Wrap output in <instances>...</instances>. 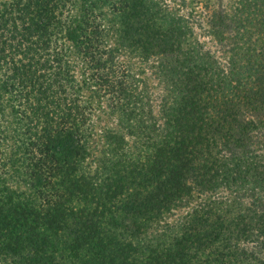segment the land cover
<instances>
[{
	"label": "trees",
	"instance_id": "16d2710c",
	"mask_svg": "<svg viewBox=\"0 0 264 264\" xmlns=\"http://www.w3.org/2000/svg\"><path fill=\"white\" fill-rule=\"evenodd\" d=\"M238 2L212 13L235 38L209 75L145 0H0V264H213L239 238L264 251V0ZM127 45L163 68L158 113L135 119L137 153L95 157L81 128L96 106L151 110L146 77L117 56ZM221 187L249 206L193 208L165 246L135 244Z\"/></svg>",
	"mask_w": 264,
	"mask_h": 264
},
{
	"label": "rangeland",
	"instance_id": "374dc122",
	"mask_svg": "<svg viewBox=\"0 0 264 264\" xmlns=\"http://www.w3.org/2000/svg\"><path fill=\"white\" fill-rule=\"evenodd\" d=\"M145 2L150 7L158 8L160 12L156 13L158 16L168 19L181 29L179 43H182V47L187 50L188 55L205 61L206 65L209 66V75H212L217 68L226 64L227 55L229 54L228 49L235 37L233 38L230 31L222 32L221 27L213 26L216 17H213L212 13H217L216 11L219 13L225 12L229 16L239 6L238 0H145ZM117 56L131 67V74L135 75V79L146 77L151 110L147 109L148 105H142V110L134 109L130 112H120L119 109L108 106L100 108L96 106L94 111L92 110L94 116H91L81 128L85 135V142L94 149L92 153L94 156L96 155L95 157L103 156V152L105 157L112 159L128 150L130 154L137 153V150L132 147L135 140L133 137L135 119L140 118L149 123L151 111H154L155 117L158 113L157 108L159 94L162 91L163 75V68L157 64L158 58L154 56L147 60L142 59L140 52L130 45L122 48L121 53L118 52ZM77 70H75V73L79 75ZM143 111H147V115L143 114ZM107 133L115 134V138L120 141L121 145L117 147V150H111L110 146L104 141V135ZM143 150L144 148L141 147V152L138 150V154L142 153ZM97 163H99L97 158L95 160L94 157L89 156L83 162L81 169L87 170L89 166L95 169L96 166L98 167ZM233 189V187L227 189L224 187L217 188L216 193L224 195V198L219 199L214 198L213 192H203L201 194L195 192L186 200H182L180 206L174 207L158 221L146 223L148 227L143 229L140 238H135V244L138 245L139 241V244L150 248L156 247L157 249L165 246V243L171 241L178 230L176 221L179 223V218L186 217L187 213L191 212L193 208L199 209L202 207L204 209L208 208L210 211H219L217 209L224 206L218 202L222 204L224 201H230L233 211L239 206H249L247 200L233 201L231 191ZM231 241L234 240L231 239ZM237 242H239L237 251H232V247L223 250L224 253L229 252L231 257L226 258L221 263L215 261L213 264H262L260 262L264 258V251L254 248V243L251 240L246 241L239 238ZM137 264L140 263L137 262Z\"/></svg>",
	"mask_w": 264,
	"mask_h": 264
}]
</instances>
